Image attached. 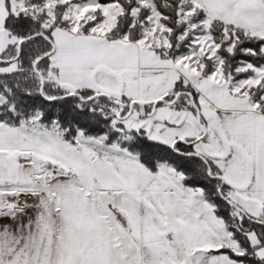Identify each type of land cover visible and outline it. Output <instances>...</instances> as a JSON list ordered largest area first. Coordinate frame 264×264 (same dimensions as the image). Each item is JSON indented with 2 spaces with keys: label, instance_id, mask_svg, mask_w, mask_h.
<instances>
[{
  "label": "snow or ice",
  "instance_id": "6c2138e0",
  "mask_svg": "<svg viewBox=\"0 0 264 264\" xmlns=\"http://www.w3.org/2000/svg\"><path fill=\"white\" fill-rule=\"evenodd\" d=\"M0 264H264V0H0Z\"/></svg>",
  "mask_w": 264,
  "mask_h": 264
}]
</instances>
